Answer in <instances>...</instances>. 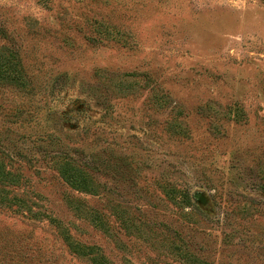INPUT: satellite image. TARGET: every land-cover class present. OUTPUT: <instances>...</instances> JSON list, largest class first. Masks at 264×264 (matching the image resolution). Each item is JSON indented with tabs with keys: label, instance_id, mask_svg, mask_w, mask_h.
<instances>
[{
	"label": "rangeland",
	"instance_id": "rangeland-1",
	"mask_svg": "<svg viewBox=\"0 0 264 264\" xmlns=\"http://www.w3.org/2000/svg\"><path fill=\"white\" fill-rule=\"evenodd\" d=\"M262 185L264 0H0V264H264Z\"/></svg>",
	"mask_w": 264,
	"mask_h": 264
},
{
	"label": "trees",
	"instance_id": "trees-1",
	"mask_svg": "<svg viewBox=\"0 0 264 264\" xmlns=\"http://www.w3.org/2000/svg\"><path fill=\"white\" fill-rule=\"evenodd\" d=\"M2 34L4 35L3 32H2ZM11 52H13L14 54L16 53V51H13V50H11ZM66 177L74 185L80 186V187L83 186L84 180H83V178H80L81 176L79 175V173H77L76 170H70L69 175ZM261 189H263V191H264V185L261 186Z\"/></svg>",
	"mask_w": 264,
	"mask_h": 264
}]
</instances>
